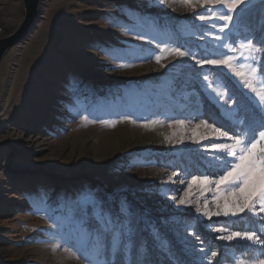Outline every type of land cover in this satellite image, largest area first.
<instances>
[{
  "label": "rangeland",
  "instance_id": "obj_1",
  "mask_svg": "<svg viewBox=\"0 0 264 264\" xmlns=\"http://www.w3.org/2000/svg\"><path fill=\"white\" fill-rule=\"evenodd\" d=\"M193 3L39 1L0 62V264H264L260 203L225 215L230 189L199 183L236 162L213 144L264 131V51L240 47L264 35V0L224 32L227 7ZM23 15V0H0V37ZM226 57L243 76L197 63Z\"/></svg>",
  "mask_w": 264,
  "mask_h": 264
},
{
  "label": "snow or ice",
  "instance_id": "obj_2",
  "mask_svg": "<svg viewBox=\"0 0 264 264\" xmlns=\"http://www.w3.org/2000/svg\"><path fill=\"white\" fill-rule=\"evenodd\" d=\"M161 3H163V0H161ZM182 3L188 5L189 7H196V4L193 3V0H182ZM197 3H199L201 6L205 5V3L209 5H216L221 10L224 7H227L228 14H221L217 17V19L225 21L220 29L221 32H224L225 29L230 28V24L237 22V19L242 14L244 5L248 3V0H197ZM208 10L212 11L213 16H216L215 9L209 8ZM200 19L204 20L205 17L201 16ZM261 32L264 33V26H262ZM245 39H247V37H245ZM254 41L260 44H264V35H261L259 40H256L255 35H253V39L247 40V43H242L240 47L243 49L252 50L254 52L264 51V49L255 48ZM233 51H235V49H233ZM167 54L174 55L175 57H186L190 53L187 51H182L177 47L168 49ZM162 58V56H156L157 63H159ZM232 60V57H226L222 60H199L197 61V63L201 65H223L232 68ZM161 66L163 67L164 65ZM232 70L236 76H243L242 72L236 71L234 68H232ZM251 71L255 73L256 69H251ZM205 79H207V77H205ZM245 87L250 88L252 91H255V89L249 83H245ZM218 95H220L221 100H225L222 94L218 93ZM257 95L260 96L261 101H264V94L257 93ZM227 102L228 101L225 100V103ZM176 123L183 125L184 121H176ZM257 127L264 128V117L261 118V123L257 125ZM215 131L218 132L220 136L227 135V133L221 132L219 129H215ZM255 135V128L249 127L247 133L243 138L239 136L234 138L229 137V139H232L234 141L232 144H213L214 149L219 148L225 150L224 157L220 158L221 163L224 164V167H227V164L225 163V157H232L236 162L232 163L229 170L225 171L224 174L222 176H219L218 179L212 180L209 179V177L205 176L199 180V183L205 186L209 184H215L217 186V192L220 191L221 186H226L230 189V191L227 192V195H225L224 197H217L218 200L222 198L225 201V215H227L229 211H231L233 215H236L237 213H243L246 209L249 211H255L257 202L260 203L259 211L264 212V147H258L260 142L264 141V131L259 132V140L253 141L249 144L248 141L251 140ZM179 142L182 143L183 140L181 139V141ZM236 149H239V154H237ZM257 153H259L260 155H257ZM220 170L222 171L223 168H221ZM173 175H175V173ZM196 182L197 178L193 177L192 183ZM189 187H191V183ZM230 197L232 198L231 200L229 199ZM179 203L185 204L186 201L181 199ZM229 205H231V207H229ZM197 210L199 211V209ZM206 214L209 216L212 215L211 213ZM108 223H111V220H109ZM123 227L124 225L121 224V228ZM124 234L125 233L122 231H118L113 234V239L117 245H120L122 243L121 237ZM127 234L129 236V242L134 243L131 240V229L128 230ZM241 235V233H233L232 235L225 237V239L232 240L234 237H239ZM243 236H245L249 240H253L256 238L255 233H244ZM94 239L96 243H100L98 237ZM124 246L125 248L128 247V245ZM212 255L215 256L216 253H213Z\"/></svg>",
  "mask_w": 264,
  "mask_h": 264
},
{
  "label": "water",
  "instance_id": "obj_3",
  "mask_svg": "<svg viewBox=\"0 0 264 264\" xmlns=\"http://www.w3.org/2000/svg\"><path fill=\"white\" fill-rule=\"evenodd\" d=\"M40 0H23L24 15L19 25L8 35L0 37V62L5 53L28 33L38 16Z\"/></svg>",
  "mask_w": 264,
  "mask_h": 264
},
{
  "label": "trees",
  "instance_id": "obj_4",
  "mask_svg": "<svg viewBox=\"0 0 264 264\" xmlns=\"http://www.w3.org/2000/svg\"><path fill=\"white\" fill-rule=\"evenodd\" d=\"M56 177L61 179V180H63V181H69V180L75 179V178H72V179L64 178V177H60V176H56ZM76 178H84V179L86 178L89 181H91L94 185L102 184L101 182L94 180V178H92L90 176H86V175H81V176H78ZM261 243H262V245H261V248H260V255L262 257H264V236H262V238H261ZM232 247H234V249H236L237 251H242L243 250V246L240 243H234V244H232Z\"/></svg>",
  "mask_w": 264,
  "mask_h": 264
}]
</instances>
